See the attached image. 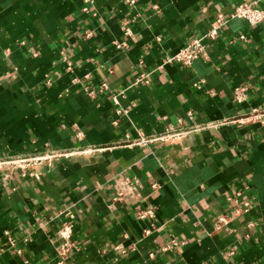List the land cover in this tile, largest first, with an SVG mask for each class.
<instances>
[{
  "label": "crops",
  "instance_id": "obj_1",
  "mask_svg": "<svg viewBox=\"0 0 264 264\" xmlns=\"http://www.w3.org/2000/svg\"><path fill=\"white\" fill-rule=\"evenodd\" d=\"M241 3L264 7L0 0V156L60 154L0 179V264H58L65 226L75 248L64 264H264V117H247L264 112V23L232 19L191 68L160 67ZM142 72L149 83L134 84ZM168 127L185 133L132 144ZM120 175L141 185L139 201H113ZM238 191L236 212L227 197Z\"/></svg>",
  "mask_w": 264,
  "mask_h": 264
},
{
  "label": "built area",
  "instance_id": "obj_2",
  "mask_svg": "<svg viewBox=\"0 0 264 264\" xmlns=\"http://www.w3.org/2000/svg\"><path fill=\"white\" fill-rule=\"evenodd\" d=\"M137 0H126V3L130 7H134L136 5ZM154 9L157 10V7L154 6ZM232 19H240L244 20L250 25H257L260 23H264V7H258L255 5V3H241L234 7V9L229 13H223L221 10H217L215 13L214 23L209 29V31L204 35H197L193 36L188 43H186L183 47L179 49L174 55L168 56L164 59L162 66L164 64H178L181 65L184 68H191L194 64V62L199 59L200 57H206V40H213L216 39V37L219 34V31L225 27L230 20ZM125 34L129 35L130 31L128 29H125ZM241 39L244 37L241 36ZM125 43H116V48L121 49L122 47H125ZM264 46V45H263ZM68 69L70 68V63L67 64ZM149 73L142 72L138 75V77L135 79L134 84H148L149 80ZM201 85V82H197L194 84V87L199 88ZM89 94L93 95L96 90L86 88L85 89ZM104 90H107V85L105 83H101L99 85L98 92H103ZM247 87H238L233 90V99L236 103H243L247 99ZM114 99V98H113ZM126 110H118L117 113H125ZM248 118H254L257 119V121H261V117H264V112L260 110H252ZM211 125V124H210ZM209 126V125H206ZM195 128L203 129L202 127L196 126ZM185 133L183 130H177L173 127H168L161 133H156L150 136L145 135H138L137 138H135L132 141L133 145H138L140 147H145L146 149L149 148V146L152 143L155 142H163V143H170L173 141H176L182 137V135ZM78 136H81V132H78ZM60 156V154L55 151H50L48 155H44L41 157L36 156H28V155H17V156H11V157H3L0 156V174H1V180L3 182H9L12 178L14 173L18 172L22 177H24L27 173L28 167L31 165H34L36 162H40L44 158H57ZM118 184L119 187L116 191V194L113 198V201L121 202L124 201L126 198L133 200V201H139L142 196L140 193L141 185L134 180L133 178L129 177L128 175H120L118 177ZM152 188H156L155 184H152ZM241 196V192H236L233 196H228L227 201L232 202V204L235 206V211L239 212L241 209H239V197ZM250 206L249 201L243 202V211H247ZM154 215V208L153 207H146L144 209L137 208V216L139 219L143 218H152ZM225 218L220 217L216 220L215 225L221 226L224 224ZM4 236L7 238V241L10 246H13L15 244L14 240L10 236L9 231H3ZM61 242L56 247V253H57V263L58 264H64V260L67 257L68 252L75 248L74 243L70 241V228L68 226L62 227L59 231ZM172 245L176 246L177 243L173 242Z\"/></svg>",
  "mask_w": 264,
  "mask_h": 264
}]
</instances>
